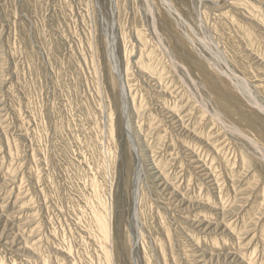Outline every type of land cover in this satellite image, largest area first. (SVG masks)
<instances>
[{
    "label": "rangeland",
    "instance_id": "1",
    "mask_svg": "<svg viewBox=\"0 0 264 264\" xmlns=\"http://www.w3.org/2000/svg\"><path fill=\"white\" fill-rule=\"evenodd\" d=\"M229 1L0 0V264H264V0Z\"/></svg>",
    "mask_w": 264,
    "mask_h": 264
},
{
    "label": "bare ground",
    "instance_id": "2",
    "mask_svg": "<svg viewBox=\"0 0 264 264\" xmlns=\"http://www.w3.org/2000/svg\"><path fill=\"white\" fill-rule=\"evenodd\" d=\"M231 2H232V4H234V5H241L242 7H239V8H242V9H246V8H250L251 10L252 9H254L253 7L254 6H252L251 5V3H250V0H230ZM229 1V2H230ZM254 1H257V0H254ZM258 1H260V0H258ZM264 2V1H263ZM234 7H236V6H234ZM256 8V7H255ZM245 11V10H244ZM256 11V10H255ZM249 15H250V13H249ZM254 15V14H253ZM258 15V14H257ZM245 18V17H244ZM116 61V60H115ZM138 62V61H137ZM140 62V61H139ZM146 64V63H145ZM140 65V64H139ZM116 69H117V67H115ZM148 69V68H147ZM151 69V68H150ZM141 70V69H140ZM143 70V69H142ZM244 70L247 72V75H248V73H249V67H245L244 68ZM146 74V73H145ZM119 78V83L121 82V80H120V77H118ZM110 79V78H109ZM162 79V78H161ZM241 80L243 81L244 79H242L241 78ZM239 81H240V79H239ZM246 81V80H245ZM245 81H243V82H245ZM157 82V81H156ZM116 83L117 82H115V85H116ZM166 83V82H165ZM165 83H163V84H165ZM248 83V82H247ZM114 84H113V86H115ZM167 85H169V84H167ZM258 85V84H257ZM119 86V85H118ZM133 86V85H132ZM112 89V88H111ZM121 89V88H120ZM123 90V89H122ZM155 91V90H154ZM123 92V91H122ZM131 93V92H130ZM122 94V93H121ZM180 95V94H179ZM120 97H121V101H120ZM174 97V96H173ZM113 98H114V103L113 104H115L116 105V107H119V110L121 111V113L123 114V117H125V113H126V110H127V103H126V99H125V97L124 96H122V95H113ZM140 108V107H139ZM137 109V108H136ZM175 109V108H174ZM202 110V109H201ZM169 111V110H168ZM139 112V111H138ZM239 111L237 110H235L234 109V112L232 111V109H231V111H229V114L231 115L230 117V119L231 120H233V121H237L239 118H240V116H239V113H238ZM171 113V112H170ZM208 113V112H207ZM262 113V112H261ZM7 115V114H6ZM139 115V114H138ZM184 115V114H183ZM108 116H111V115H108ZM171 116V120L173 121V124L175 125V127L176 128H180L184 123H183V121H184V117L182 116V115H180L179 114V112L178 111H176V112H172V114L170 115ZM219 116V115H218ZM113 118V117H112ZM218 119H220V118H218ZM109 120V119H108ZM222 120H224V119H221V121ZM112 120H109V127L110 128H112L113 126H112V122H111ZM220 121V122H221ZM218 122V121H217ZM219 122V123H220ZM228 122V121H227ZM230 124H231V122H230ZM233 124V123H232ZM220 125V124H219ZM185 126V125H184ZM221 126V125H220ZM228 126V125H227ZM233 126V125H232ZM222 127V126H221ZM230 127V126H229ZM235 127V126H234ZM140 128V127H139ZM217 128V127H216ZM223 128V127H222ZM239 128V127H238ZM223 130H225V126H224V129ZM222 130V131H223ZM230 130V129H229ZM228 129H227V131H229ZM233 130V129H232ZM111 131V130H110ZM128 131V130H127ZM231 131V130H230ZM229 131V132H230ZM234 131V130H233ZM235 132V131H234ZM238 131H236V133H237ZM241 132V131H240ZM109 133V132H108ZM233 133V132H232ZM236 133H235V135H236ZM110 134V133H109ZM108 134V135H109ZM210 135V134H209ZM233 135H234V133H233ZM239 137H247V136H243L242 134H237ZM236 135V136H237ZM111 136V135H110ZM112 136H114V135H112ZM111 136V137H112ZM221 138V137H220ZM244 138L242 139V140H244ZM110 139V138H109ZM113 139V138H112ZM246 140H247V138H245ZM248 139H249V137H248ZM251 139V138H250ZM252 142H253V140H251ZM247 142V141H246ZM251 143V142H250ZM253 143H255V142H253ZM216 144V143H215ZM256 144H257V142H256ZM249 146H251L252 144H248ZM259 145V144H258ZM229 146V145H228ZM253 146H254V144H253ZM253 146H251L252 147V149H253ZM220 147V146H219ZM256 147H258V146H256ZM256 147H254V150H256ZM261 148V147H260ZM146 149V148H145ZM258 149L259 148H257V150L256 151H258ZM263 149V148H262ZM153 151V150H152ZM192 152V151H191ZM136 153V152H135ZM196 154V153H195ZM219 154V153H218ZM163 156V155H162ZM197 157V156H196ZM147 158V157H146ZM244 158V157H243ZM227 160V159H226ZM149 161V160H148ZM193 161V160H192ZM11 162V161H10ZM200 162H201V159H200ZM141 163V162H140ZM193 163H195V162H193ZM192 163V164H193ZM202 163V162H201ZM139 164V163H138ZM203 164H204V162H203ZM206 164V163H205ZM154 165V164H153ZM194 165V164H193ZM196 166V165H195ZM205 166V165H204ZM206 167V166H205ZM141 169V168H140ZM165 169V168H164ZM244 169V168H243ZM153 170V169H152ZM211 171V169H209V172ZM142 172V171H141ZM196 172L198 173V174H202L204 177H205V175H204V171L201 169V168H197L196 169ZM6 173V172H5ZM159 174V176L160 175H162V174H160L161 172H156V174ZM3 174V173H2ZM215 175V174H214ZM211 177H213V176H211ZM210 176H208V175H206V178L209 180L208 181V183H213V180H212V178H211ZM200 178V177H199ZM182 179V178H181ZM195 179V178H194ZM158 180H159V178H158ZM162 183V182H161ZM262 183V182H261ZM92 184V183H91ZM214 185L215 184H213V187H214ZM218 185V184H217ZM94 186H95V184H94ZM212 187V186H211ZM163 189V188H162ZM264 192V191H263ZM245 195V194H244ZM245 197V196H244ZM186 200V199H185ZM242 202V201H241ZM245 202V201H244ZM97 204H96V206H95V208H94V210H92L94 213V217H92V218H94V223H95V226L94 227H96V230L98 231L97 233H100V237H101V242H102V245L105 247V245H106V243H107V240H108V232H107V229H106V226H107V223L104 221V219H103V216H102V214L100 213V207H102V209L104 210V206H103V203H98V202H96ZM197 203V202H196ZM227 203V202H226ZM239 203V202H238ZM94 206V205H93ZM212 207V206H211ZM214 208H216V207H214ZM15 212V211H14ZM233 212V211H232ZM10 214V213H9ZM195 214V213H194ZM188 216V215H187ZM233 217V216H232ZM8 219V218H7ZM232 219V218H231ZM195 221V220H194ZM200 221V220H199ZM263 225V224H262ZM92 227V226H91ZM264 227L262 226L261 227V232L259 233V236H260V239H261V241H263L264 242V229H263ZM253 229V228H252ZM251 229V230H252ZM215 230V229H214ZM247 230V229H246ZM23 231V230H22ZM219 231V230H218ZM234 231V230H233ZM255 232V231H254ZM204 235V234H203ZM94 236V235H93ZM240 238V237H239ZM226 243V242H225ZM263 247V246H262ZM254 249V248H253ZM263 249V248H262ZM104 250V249H103ZM106 250V249H105ZM264 250V249H263ZM102 253V252H101ZM105 253H106V251H105ZM104 253V254H105ZM109 253V252H108ZM229 253V252H228ZM248 254V253H247ZM106 256H105V258H106V260H104V262H106V261H108L109 260V255H110V253H109V255H107V254H105ZM111 256V255H110ZM112 258V257H111ZM211 258V257H210ZM244 262V261H243ZM242 262V263H243ZM107 264H109L108 262H106Z\"/></svg>",
    "mask_w": 264,
    "mask_h": 264
}]
</instances>
